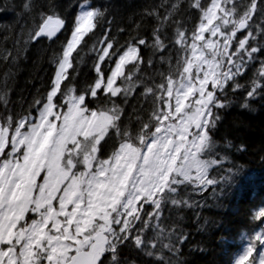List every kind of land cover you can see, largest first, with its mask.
<instances>
[{"label":"snow or ice","instance_id":"snow-or-ice-1","mask_svg":"<svg viewBox=\"0 0 264 264\" xmlns=\"http://www.w3.org/2000/svg\"><path fill=\"white\" fill-rule=\"evenodd\" d=\"M76 7L70 22L59 0L0 4L18 26L0 41V264H187L180 214L243 172L214 139L222 111L264 104V0H153L131 31L111 3ZM45 39L47 88L17 111L12 68ZM242 240L230 264H264V227Z\"/></svg>","mask_w":264,"mask_h":264},{"label":"trees","instance_id":"trees-1","mask_svg":"<svg viewBox=\"0 0 264 264\" xmlns=\"http://www.w3.org/2000/svg\"><path fill=\"white\" fill-rule=\"evenodd\" d=\"M92 2L96 6L111 3L112 11L116 13V24L131 31L135 23H140L139 14L144 5L153 0ZM6 3L19 4L20 0H0V4ZM59 3L63 15L71 22L77 12L78 0H59ZM108 18L111 19L112 16ZM15 21L14 11L0 13V41L10 26H16ZM113 32L118 39L124 38V34L116 32L115 26ZM64 39L65 36H59L60 42ZM91 44L89 42L88 48L80 53L82 59L77 58L76 61V68L80 73L76 80L80 85L94 76L93 55L89 52ZM8 47H11V39ZM59 52L60 43H49L45 39L43 43L37 42L36 46H30L29 59L21 60L12 68L10 85L17 111L47 88L53 71L51 60ZM7 71L8 67L0 63V84ZM241 99L236 97L235 102L222 111V119L214 133V139L220 146V154L226 156L237 168L242 167L243 172L237 177L236 183L227 187L223 194L219 191L214 194L209 190L203 195H194L193 200L199 201L201 206L185 208L180 214L184 231L190 235L183 250V258L187 264H230L245 246L243 234L252 235L261 228L259 222L251 220V213L264 205V104L255 103L250 109H243L240 107ZM228 144L232 147H225ZM241 146L244 151L238 150ZM222 171L214 170L211 175L220 176ZM197 248H204L206 251L201 253L196 251Z\"/></svg>","mask_w":264,"mask_h":264},{"label":"rangeland","instance_id":"rangeland-1","mask_svg":"<svg viewBox=\"0 0 264 264\" xmlns=\"http://www.w3.org/2000/svg\"><path fill=\"white\" fill-rule=\"evenodd\" d=\"M77 10H78V8H77ZM263 227H264V225H262Z\"/></svg>","mask_w":264,"mask_h":264}]
</instances>
